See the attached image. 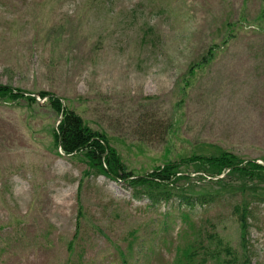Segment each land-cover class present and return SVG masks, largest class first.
Wrapping results in <instances>:
<instances>
[{
  "label": "rangeland",
  "instance_id": "1",
  "mask_svg": "<svg viewBox=\"0 0 264 264\" xmlns=\"http://www.w3.org/2000/svg\"><path fill=\"white\" fill-rule=\"evenodd\" d=\"M0 84L60 97L138 176L218 148L264 163V0H0ZM61 112L0 100V264H178L211 232L264 264V202L244 236V194L183 166L215 197L188 230L178 201L86 177L55 143Z\"/></svg>",
  "mask_w": 264,
  "mask_h": 264
},
{
  "label": "trees",
  "instance_id": "2",
  "mask_svg": "<svg viewBox=\"0 0 264 264\" xmlns=\"http://www.w3.org/2000/svg\"><path fill=\"white\" fill-rule=\"evenodd\" d=\"M25 92L10 85L0 84V100L26 99L29 103L39 104L35 96L25 95ZM39 95L42 99L46 98L57 112L62 111L60 97L48 91H40ZM54 136L56 145L65 155L75 156L85 162L86 177L102 175L125 182L132 190L133 198H147L152 205L171 201L185 205L189 210H182L181 216L188 230H195L192 210L198 204L214 203L215 197L208 195L209 192H202L194 197L190 195L195 182L190 174L183 172V166H194L197 171L203 172L199 174L200 179H208L223 188L236 189L244 194L242 200L232 206V214L237 217L244 236L250 226L251 205L264 202V197L254 195L257 192V184L264 183V165L257 162L258 160L246 161L221 148L210 156L195 154L177 161H168L164 166L155 168L152 173L138 176L123 163L107 135L93 130L73 110H65L62 120L54 129ZM208 239L209 243L207 239L198 240L197 243L187 242L183 247H178L180 255L177 263L210 264L212 259L217 258L216 264H251L248 256L240 258L212 232L208 234Z\"/></svg>",
  "mask_w": 264,
  "mask_h": 264
},
{
  "label": "water",
  "instance_id": "3",
  "mask_svg": "<svg viewBox=\"0 0 264 264\" xmlns=\"http://www.w3.org/2000/svg\"><path fill=\"white\" fill-rule=\"evenodd\" d=\"M25 95H33L35 97H38L37 93H31V92H25ZM65 110H66V104H65L64 100H62V112H61L62 117H63Z\"/></svg>",
  "mask_w": 264,
  "mask_h": 264
}]
</instances>
